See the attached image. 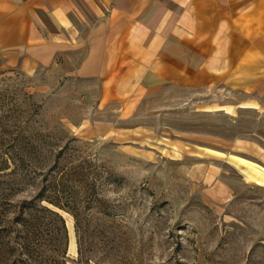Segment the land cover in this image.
I'll return each mask as SVG.
<instances>
[{
	"label": "rangeland",
	"instance_id": "374dc122",
	"mask_svg": "<svg viewBox=\"0 0 264 264\" xmlns=\"http://www.w3.org/2000/svg\"><path fill=\"white\" fill-rule=\"evenodd\" d=\"M97 104L98 82L69 69L54 78L0 69L5 227L32 208L57 212L68 233L67 264H264V189L239 186V174L222 161L239 154L264 171V95L170 87L124 120L97 116ZM94 121L150 132L127 130L122 144L108 128L93 132ZM148 137L156 140L138 155L133 142ZM238 141L253 151H238ZM213 151L236 188L225 202L190 176ZM48 233L34 242L52 262L58 247Z\"/></svg>",
	"mask_w": 264,
	"mask_h": 264
},
{
	"label": "crops",
	"instance_id": "0c3cea01",
	"mask_svg": "<svg viewBox=\"0 0 264 264\" xmlns=\"http://www.w3.org/2000/svg\"><path fill=\"white\" fill-rule=\"evenodd\" d=\"M65 68L98 82L97 116L121 120L170 87H240L264 95V0H0V69L29 76L43 70L54 78ZM93 123V132L108 128L122 144L127 130L150 132ZM146 140L156 139L133 142L138 155ZM235 145L253 151L247 142ZM216 153L203 154L190 176L225 202L236 188L212 162L220 159ZM224 157L241 177L239 186L264 189L256 164L239 154Z\"/></svg>",
	"mask_w": 264,
	"mask_h": 264
},
{
	"label": "trees",
	"instance_id": "16d2710c",
	"mask_svg": "<svg viewBox=\"0 0 264 264\" xmlns=\"http://www.w3.org/2000/svg\"><path fill=\"white\" fill-rule=\"evenodd\" d=\"M34 210H27L26 218L21 212L9 227L0 219V264H67L68 233L64 219L49 208L36 209V215ZM44 232L55 234L51 241L58 248L53 251L57 255L52 262L43 258L42 242H34L35 234L40 236Z\"/></svg>",
	"mask_w": 264,
	"mask_h": 264
}]
</instances>
